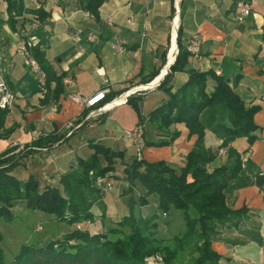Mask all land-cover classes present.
I'll return each instance as SVG.
<instances>
[{
	"label": "crops",
	"instance_id": "obj_1",
	"mask_svg": "<svg viewBox=\"0 0 264 264\" xmlns=\"http://www.w3.org/2000/svg\"><path fill=\"white\" fill-rule=\"evenodd\" d=\"M239 1L248 2L252 8V15L242 23L235 19V5ZM40 10L47 16L44 21ZM177 11L179 28L171 58ZM29 33L44 43L40 49L47 63L62 77L63 93L56 104L43 103L35 77L17 54L18 38ZM75 34L79 35V42L73 40ZM195 34L201 39L199 59L189 55L186 70L172 76V91L187 83L193 71L213 72L228 78L248 106L260 107L255 115L260 127L257 141L250 146L246 138L236 140L215 163L224 165L233 151L242 155V170L230 181L225 193L228 207L232 211L246 210V214L239 219L238 228L229 224L221 230L212 247L222 256L223 264H264V194L255 181L257 174H264V0H104L98 19L82 7L80 0H0V77L2 74L15 97L5 124L12 132L6 138L0 137V154L16 145H30L38 136H63L55 145L35 153L26 167L15 170L21 180L34 175L43 185L42 171H47L57 183L59 175L67 174L79 159H87L93 153L91 142L107 145L114 151H123L122 146L132 150L125 132L139 126L140 121L148 122V115L163 104L165 92L159 86L176 63L178 37L187 49ZM88 35L94 40L90 41ZM116 45L122 50H116ZM155 73L159 74L153 81L159 78V86L148 88L153 81L143 82ZM213 86L211 83L209 89ZM102 90L108 91L102 103L105 111L98 118H88L89 113L82 117L83 104L74 98L84 101ZM131 90L136 92L128 99L142 97L138 103L140 118L127 104L128 99L111 104L113 100L122 101L119 97ZM118 113H123V117L116 116ZM71 123L82 126L70 131ZM147 127L151 134V126ZM95 129H99V134L90 140L88 133ZM179 129L183 135L166 156L161 159L156 149H144L143 159L163 160L181 167L196 137L188 139L185 129ZM157 135L153 134V138ZM207 138L210 145H219L209 132ZM109 195L102 199L104 217L98 209L97 221L93 209V222L79 224L78 228L87 224V231L101 234L103 229L119 222L109 219ZM50 221L55 227L38 242L56 235L59 228L63 234L71 229H62L63 224L57 227L52 217Z\"/></svg>",
	"mask_w": 264,
	"mask_h": 264
},
{
	"label": "trees",
	"instance_id": "obj_2",
	"mask_svg": "<svg viewBox=\"0 0 264 264\" xmlns=\"http://www.w3.org/2000/svg\"><path fill=\"white\" fill-rule=\"evenodd\" d=\"M80 2L87 12L99 18L104 0ZM39 16L43 21L47 18L43 10L39 11ZM43 45L41 43L34 52L47 74L48 94L43 103L56 104L63 93L62 77H58L47 63L40 49ZM178 46L176 63L159 86L165 92L163 104L147 117L160 139H146V134H142V138L145 147L171 146L183 135L177 127H183L188 139L197 138L184 165L176 168L167 161L148 162L129 157L126 151H114L107 145L91 142L89 147L93 153L87 159H79L77 168L62 175L55 185L45 182L41 185L34 175L21 180L15 170L26 167L35 153L55 145L63 136L38 138L17 154L16 146L9 148L0 154V220L10 221L15 203L21 201L28 210L50 215L57 225L66 224L72 229L44 246L23 245L10 262L5 259L2 248L5 237L0 232V264H146V259L157 254L163 257V264H176L181 254L189 250L197 255L190 264H223L222 256L212 248V239L217 235V223L231 218L241 219L246 214V210L232 211L225 193L230 181L242 170V155L233 151L227 163L221 166L215 163L219 149L230 147V151L236 140L246 138L250 146L257 141L260 127L255 122V115L260 107L248 106L228 78L213 72L193 71L187 83L173 92L170 87L172 76L186 70L190 55L180 35ZM158 74L143 83L152 82ZM211 83L214 85L212 90L209 89ZM141 100L142 97L131 96L127 101L139 118L138 103ZM89 111L85 109L82 117L85 118ZM9 114V109L0 108V137L6 138L12 132L5 128ZM207 132L219 141V145L208 144ZM119 163L123 168L119 171L124 172L129 184L130 195H134L138 186L144 189L138 201L133 197L129 199L130 214L101 234L73 228L93 222V207L103 206V194L94 186V181L116 172ZM255 181L264 193V174H257ZM150 196L156 197L158 210L162 213L168 214L171 210L184 213L187 230L174 237L175 248L158 237V229L151 223L158 215L150 219L141 217L140 220L134 215L136 205L146 206ZM191 208L197 212V218L189 214ZM102 211L104 217V208Z\"/></svg>",
	"mask_w": 264,
	"mask_h": 264
},
{
	"label": "rangeland",
	"instance_id": "obj_3",
	"mask_svg": "<svg viewBox=\"0 0 264 264\" xmlns=\"http://www.w3.org/2000/svg\"><path fill=\"white\" fill-rule=\"evenodd\" d=\"M1 78H2V81L5 82V79H4L2 74H1ZM154 88H156V86H154ZM91 111L92 110H90L89 112H91ZM116 116L123 117V113H118V114H116ZM98 117L99 116H96L95 118H98ZM139 124H140L139 126L142 127V133L139 136V142L142 144V149H141V155L142 156L140 159H143L144 149H147V150L156 149L157 150L156 155L161 157V159H162L164 156L167 155V153H169V149L174 144V142L171 146H164V147H160V148L145 147L144 139L142 138V134H144V135L146 134L145 138L151 139L152 141L159 140L160 139L159 134L157 135L156 138H153L154 137L153 134L158 133V131L154 127H152V125L149 124L148 122L142 123V121H141V123H139ZM148 124H149V126H151V129H150V130H152L151 134L148 131V127H147ZM78 126L79 125L73 124V126L70 127L69 129H70V131H72L74 129L77 130L82 125L80 127H78ZM177 128L179 129V127H177ZM98 134H99V129L91 130L90 133H88L89 137H92L90 140H95L96 137L98 136ZM125 134H126V132H125ZM38 138H39V136L37 137V139ZM125 138H127L126 135H125ZM37 139H35V140H37ZM85 140H87V139H85ZM131 144H132V147L134 149L133 148H132V150L129 148L125 149V147L122 146L123 151L126 150V152L129 155H131L132 157L138 158L135 145L132 142H131ZM208 144H209V140H208ZM194 145H195V143H194ZM16 147L18 149L16 150L15 154H17L20 150H23V148L25 146H23L21 148L20 146L16 145ZM229 148L227 147V148L219 149V152H218L219 156H218L217 161L222 156L226 155V152L229 151L228 150ZM146 152H148V151H145V153ZM146 161H148V160H146ZM160 161H163V160H160ZM75 168H77V165ZM75 168H73V169H75ZM116 168H117L116 172H111L106 176H101V177L95 179L94 186L98 190H100L101 193L103 194L102 199L105 196L110 194L109 198L111 200V211H110L109 215L111 218H109V219L115 220V221L119 220V222H120V221H122V219H124L125 217H127L130 214L129 206H128L129 199L131 197H133L134 200L138 201L139 196L144 192V189L141 186H138L136 188L134 195L131 196L130 193L128 192L129 184L126 180V176H125L123 171H119L120 169H123L121 163H119L116 166ZM176 168H180V167H176ZM90 175H92V173H90ZM41 176H43L45 178L48 177V179L50 180V183H47V184H53V185L57 184L56 181H54L51 178V175L47 171H42ZM61 176L59 175V177H61ZM43 182L46 183L47 181L43 180ZM15 204L16 205H14V207H13V218L10 221H6L4 219L0 220V232L5 237V241L2 243V248H3L4 253H5V259L8 262L14 260L15 256L19 253L20 248L25 244H36L39 246L40 245L44 246V245H46V243L48 244V243H50V241L55 240L57 238H60L63 235L62 231L59 228V229H57L56 235L46 237L43 242H38L39 240H42L45 236L50 234L49 232H50V229L52 227H55V225L51 223L52 221H50L51 216L44 214L42 212H32V211L28 210L26 208L25 204L21 201H17ZM126 204H127V206H126ZM103 208H104V206L100 207V205H96L93 207L94 212H96V214H97V217H96L97 221H100L98 209L103 210ZM104 210H105V208H104ZM127 213H128V215L121 218L123 214H127ZM155 214L158 215V218L151 223L156 225V227L158 229L157 231L159 232L158 237L165 240V242L167 241V243H168L167 245L175 248L176 244L173 241L174 237L180 236L181 234L185 233L187 230L186 222L184 220V213L182 211H179V210H171L170 213H168V214L162 213L161 211L158 210V201H157L156 197H154V196H150L148 198V204L144 207H140L139 204H137L135 207V211H134V215L136 216L137 220H140L142 218L143 219H147V218L150 219V217L155 215ZM189 214L194 218L198 217L197 212L193 208H191L189 210ZM101 220H103V219L101 218ZM106 221L108 224L110 223V221H108V220H106ZM112 223H115V222H112ZM116 224L112 225V227H115ZM229 224L233 228L236 229V228H238L237 225L239 224V219L231 218V219L224 221L223 223H217V227H215V232L217 233V235L215 237H213L212 244H213V240L219 235L221 230L223 231L225 228L229 227ZM56 226L58 227L59 225H56ZM86 227H87V224L80 226V228H78L76 225L73 228H75V229L77 228V229H80L82 231H86ZM64 228H68V226L66 224H63L62 229H64ZM109 228H110V226L107 227V229H103V233L107 232ZM60 233H62V234H60ZM91 234H93V233H91ZM196 256H197L196 254L190 253V250L186 251V252H184V254H181L180 258H178L179 259L178 263H176V264H190L192 258H194ZM163 263H164L163 257L158 255V254L146 259V264H163Z\"/></svg>",
	"mask_w": 264,
	"mask_h": 264
},
{
	"label": "built area",
	"instance_id": "obj_4",
	"mask_svg": "<svg viewBox=\"0 0 264 264\" xmlns=\"http://www.w3.org/2000/svg\"><path fill=\"white\" fill-rule=\"evenodd\" d=\"M36 3V2H35ZM252 15V8L251 5L248 2L245 1H239L235 5V19L237 22L242 23L244 22L248 17ZM178 20H179V11H177L176 16L174 18L173 22V32L178 31ZM172 32V34H173ZM173 36V35H172ZM88 39L90 41H93L94 38L92 35H88ZM73 40L76 42L80 41L79 35L75 34L73 36ZM41 44V40L35 36L29 34H22L16 43V50L17 54L22 58L23 64L25 68H27L35 77L37 84L39 86L40 92V98L44 99L46 95L48 94V88H47V74L41 67L38 60L35 58V49L39 47ZM200 47H201V39L200 37L195 34L190 39V42L187 46V50L190 53V55L194 59H199L200 56ZM116 50H122V47L120 45L114 46ZM154 86H159V78L153 81L148 85V88H154ZM136 90H131L122 96H120L118 100H113L111 104H120L123 102H126L128 97L131 94H134ZM108 91L102 90L98 92L97 94L91 96L90 98L85 99L84 101H81L80 98H74L76 102L82 103L84 109H90L92 110L89 112L88 118L90 117H96L103 111H105L106 106H102L103 101L105 100V97L107 95ZM15 97L14 94L11 92L9 87L5 82L2 81V78L0 77V108L5 109H11L14 105ZM74 123H71L68 125V128L72 127ZM79 127V126H78ZM142 133V127L137 126L132 130L126 131V137L135 145L137 157L141 158V149L142 144L139 142V136ZM45 174V173H44ZM42 180H46V183H50V180L48 177H43Z\"/></svg>",
	"mask_w": 264,
	"mask_h": 264
},
{
	"label": "bare ground",
	"instance_id": "obj_5",
	"mask_svg": "<svg viewBox=\"0 0 264 264\" xmlns=\"http://www.w3.org/2000/svg\"><path fill=\"white\" fill-rule=\"evenodd\" d=\"M172 46L170 48V57L172 58L173 53L176 51V47L173 46V44L175 43V38H176V31L173 32L172 34Z\"/></svg>",
	"mask_w": 264,
	"mask_h": 264
}]
</instances>
